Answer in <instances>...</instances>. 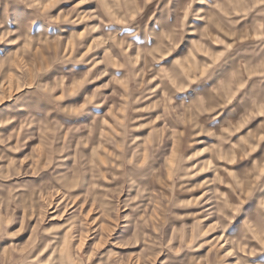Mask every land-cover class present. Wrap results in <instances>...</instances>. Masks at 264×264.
Masks as SVG:
<instances>
[{"label":"rangeland","instance_id":"rangeland-1","mask_svg":"<svg viewBox=\"0 0 264 264\" xmlns=\"http://www.w3.org/2000/svg\"><path fill=\"white\" fill-rule=\"evenodd\" d=\"M0 264H264V0H0Z\"/></svg>","mask_w":264,"mask_h":264},{"label":"clouds","instance_id":"clouds-1","mask_svg":"<svg viewBox=\"0 0 264 264\" xmlns=\"http://www.w3.org/2000/svg\"><path fill=\"white\" fill-rule=\"evenodd\" d=\"M16 2H19V0H16ZM69 111H71V110H69Z\"/></svg>","mask_w":264,"mask_h":264},{"label":"crops","instance_id":"crops-1","mask_svg":"<svg viewBox=\"0 0 264 264\" xmlns=\"http://www.w3.org/2000/svg\"><path fill=\"white\" fill-rule=\"evenodd\" d=\"M241 84V83H240Z\"/></svg>","mask_w":264,"mask_h":264}]
</instances>
